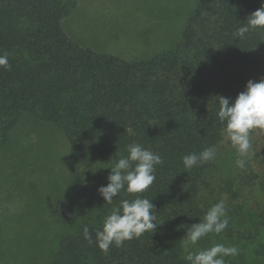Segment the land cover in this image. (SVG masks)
Instances as JSON below:
<instances>
[{"label":"trees","instance_id":"trees-1","mask_svg":"<svg viewBox=\"0 0 264 264\" xmlns=\"http://www.w3.org/2000/svg\"><path fill=\"white\" fill-rule=\"evenodd\" d=\"M73 6L72 0H0V54L7 53L11 64L10 70L0 68V144L23 115L60 129L74 150L73 179L86 197L82 210L73 202L54 204L56 218L70 230L46 264H187L182 247L187 230L220 201V191L229 199L237 192L229 179L212 191L211 161L186 172L182 158L217 146L223 128L218 96L231 105L254 81L264 29L245 40L233 34L261 0H198L172 45L139 59L72 41L62 20ZM133 142L164 161L150 188L137 194L151 200L161 224L105 254L95 231L113 206L134 196L122 192L108 205L98 189L108 183L106 167L126 156ZM205 192H213V203ZM228 216L226 237L249 239L264 232V211L247 233L235 229L232 213ZM85 225L91 245L83 238ZM255 250L264 257V243Z\"/></svg>","mask_w":264,"mask_h":264},{"label":"rangeland","instance_id":"rangeland-1","mask_svg":"<svg viewBox=\"0 0 264 264\" xmlns=\"http://www.w3.org/2000/svg\"><path fill=\"white\" fill-rule=\"evenodd\" d=\"M72 1L73 9L62 20L72 41L139 59L170 47L198 0ZM259 58L252 73L255 82L264 78V51ZM251 141L255 155L241 170L235 164L236 149L222 135L208 171L212 191L219 192L226 179L232 181L237 197L229 199L220 191L219 200L232 213V226L244 233L254 229L258 214L264 211V131L253 130ZM74 159L63 132L49 123L23 115L9 131L0 144V264L51 260L59 238L70 230L56 218L54 204L73 202L82 210L86 202L71 173ZM205 195L213 203V192ZM214 243L240 249L238 256L226 258L227 264H264V257L255 250L264 243V232L249 239L209 234L195 249Z\"/></svg>","mask_w":264,"mask_h":264},{"label":"clouds","instance_id":"clouds-1","mask_svg":"<svg viewBox=\"0 0 264 264\" xmlns=\"http://www.w3.org/2000/svg\"><path fill=\"white\" fill-rule=\"evenodd\" d=\"M264 29V0L261 7L251 13L246 22L237 28L233 34L239 40H245L252 31ZM0 68L11 69L7 53L0 54ZM219 97V111L217 113L223 125L222 135L226 142L236 149L238 158L236 167L246 170L252 156L251 132L264 131V78L259 82L249 80L245 90L237 95L234 101ZM126 156H120L107 177L106 186L98 189L105 203L113 205L115 197L122 192L133 194L134 198L121 199L118 206H113L103 219L102 229L95 231L97 247L107 254L110 247H122L125 241L140 238L144 233H153L157 226L155 205L150 199L142 197L156 179L158 165L163 164L162 157L149 148L133 142L126 146ZM215 146L204 148L199 153H190L182 158L186 172L199 167L216 158ZM229 216L223 199L213 204L200 219L187 230L182 239V247L187 264H227L226 258L236 257L240 249L235 245L214 243L211 247L195 249V246L209 234L220 235L229 226ZM83 238L89 245L93 244V236L89 226L82 229ZM195 249V250H194Z\"/></svg>","mask_w":264,"mask_h":264}]
</instances>
